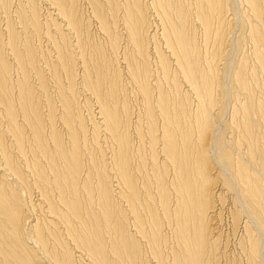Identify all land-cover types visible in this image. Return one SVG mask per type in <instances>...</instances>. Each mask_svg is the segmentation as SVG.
Here are the masks:
<instances>
[{"label":"bare ground","instance_id":"6f19581e","mask_svg":"<svg viewBox=\"0 0 264 264\" xmlns=\"http://www.w3.org/2000/svg\"><path fill=\"white\" fill-rule=\"evenodd\" d=\"M14 2L0 264H264V0Z\"/></svg>","mask_w":264,"mask_h":264},{"label":"rangeland","instance_id":"374dc122","mask_svg":"<svg viewBox=\"0 0 264 264\" xmlns=\"http://www.w3.org/2000/svg\"><path fill=\"white\" fill-rule=\"evenodd\" d=\"M14 3H16V0H15V2H14ZM39 3H40V2H39ZM40 5H41V11H43V13H42V14H43V16H45V15H46V11H44V10H45V8L43 9V7H42L43 5H42V4H40ZM44 13H45V14H44ZM14 15H15V14H13V16H14ZM15 23H16V26H17V25H19L17 21H15ZM92 23H93V22H92ZM92 25H93V27L91 26V29H92V31H94V32H98V29H97V27H96L97 25L95 26V24H94V23H93ZM94 26H95V27H94ZM96 30H97V31H96ZM96 35H97V33H96ZM98 36H99V35H98ZM43 42H44V41H43ZM44 43H45V42H44ZM44 43L42 44L43 46L46 44V43H45V44H44ZM52 89H53V88H52ZM227 225H229V226H230V224H229V223H228V224H225V225H224V230H225L226 232H230V230H229V229H230V227H229V226L227 227ZM226 227L228 228V230H227V228H226ZM237 237H239V233L237 234Z\"/></svg>","mask_w":264,"mask_h":264}]
</instances>
